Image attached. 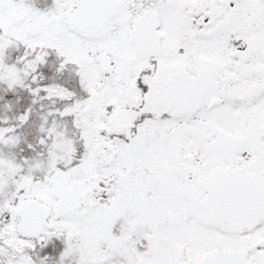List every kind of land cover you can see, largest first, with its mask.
<instances>
[{"label": "snow or ice", "instance_id": "6c2138e0", "mask_svg": "<svg viewBox=\"0 0 264 264\" xmlns=\"http://www.w3.org/2000/svg\"><path fill=\"white\" fill-rule=\"evenodd\" d=\"M0 264H264V0H0Z\"/></svg>", "mask_w": 264, "mask_h": 264}]
</instances>
